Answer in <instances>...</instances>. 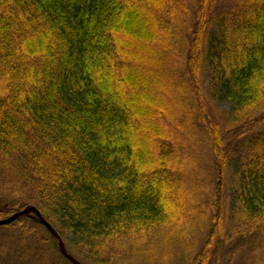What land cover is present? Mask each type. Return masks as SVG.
<instances>
[{"label":"trees","instance_id":"16d2710c","mask_svg":"<svg viewBox=\"0 0 264 264\" xmlns=\"http://www.w3.org/2000/svg\"><path fill=\"white\" fill-rule=\"evenodd\" d=\"M26 207L82 264H264V0H0V220ZM0 264L74 263L33 214Z\"/></svg>","mask_w":264,"mask_h":264},{"label":"water","instance_id":"95a60500","mask_svg":"<svg viewBox=\"0 0 264 264\" xmlns=\"http://www.w3.org/2000/svg\"><path fill=\"white\" fill-rule=\"evenodd\" d=\"M37 215L38 218L41 220L42 223H44V225L51 231V233L53 234V236L56 238V240L58 241V244L60 246V249L62 251V253L70 260L72 261L74 264H82L79 261H77L74 257H72L70 255V253L68 252L65 242L62 238V236L53 228V226L43 217L42 213L39 211V209H37L36 207H26L18 212H16L15 214H13L12 216L6 218V219H2L0 220V225H7L10 224L11 222H13L15 219H17L20 216L23 215Z\"/></svg>","mask_w":264,"mask_h":264},{"label":"rangeland","instance_id":"374dc122","mask_svg":"<svg viewBox=\"0 0 264 264\" xmlns=\"http://www.w3.org/2000/svg\"><path fill=\"white\" fill-rule=\"evenodd\" d=\"M222 106L226 109H230V105H228L227 103H223ZM229 205L231 204V201H228Z\"/></svg>","mask_w":264,"mask_h":264}]
</instances>
